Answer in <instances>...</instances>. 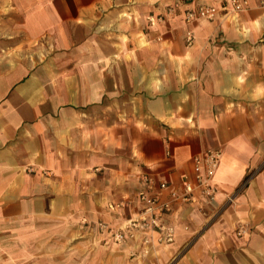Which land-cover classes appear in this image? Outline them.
Returning a JSON list of instances; mask_svg holds the SVG:
<instances>
[{
	"label": "crops",
	"instance_id": "crops-1",
	"mask_svg": "<svg viewBox=\"0 0 264 264\" xmlns=\"http://www.w3.org/2000/svg\"><path fill=\"white\" fill-rule=\"evenodd\" d=\"M227 1L0 0V264H264V8L184 22ZM210 150L215 199L173 204L171 243L103 242L141 175L170 199Z\"/></svg>",
	"mask_w": 264,
	"mask_h": 264
},
{
	"label": "built area",
	"instance_id": "built-area-1",
	"mask_svg": "<svg viewBox=\"0 0 264 264\" xmlns=\"http://www.w3.org/2000/svg\"><path fill=\"white\" fill-rule=\"evenodd\" d=\"M259 6L264 8V0L259 1ZM247 7V0H228L223 7L199 5L194 9L185 11L184 22L190 24L198 20H211L219 12L240 13ZM174 10L175 8L169 9L167 16L173 14ZM162 20V16L157 19L150 17L149 23L153 25ZM186 41L187 44L193 41L191 32H186ZM221 156V151L210 150L202 156L195 157L193 159V182H184L181 191L174 194L170 199L162 198V192L166 189L165 183L157 182L153 176L141 175L142 187L137 191L135 201L124 198L121 202L109 205V209L115 211L136 203L138 204V211L121 221L117 226L105 222L97 223L98 232L104 235L103 242L105 244H121L126 240L140 239L146 248L152 247L155 242L158 244L171 243L174 239V229L164 222V217L172 210L173 204L191 202L195 199V194L198 195L199 199L210 201L215 199L217 188L214 184V175ZM243 232L239 230L238 233L241 235Z\"/></svg>",
	"mask_w": 264,
	"mask_h": 264
},
{
	"label": "rangeland",
	"instance_id": "rangeland-1",
	"mask_svg": "<svg viewBox=\"0 0 264 264\" xmlns=\"http://www.w3.org/2000/svg\"><path fill=\"white\" fill-rule=\"evenodd\" d=\"M122 31H124V30H122ZM118 33H120L121 35H123V36H120V35H118V36H116V37H114V38H108V39H106L107 41H110L111 42V45L113 46V47H117L119 50H121V48L123 47V46H128V44H132L131 43V41L129 42V40H128V38L126 37V35H125V33L124 32H118ZM117 33V34H118ZM140 36H141V44H145L144 43V37L142 36V34H140ZM136 40H137V38H136ZM139 43V44H140ZM118 57H120V56H118ZM108 210L109 211H111L110 209H109V205H108ZM117 210V209H116Z\"/></svg>",
	"mask_w": 264,
	"mask_h": 264
},
{
	"label": "bare ground",
	"instance_id": "bare-ground-1",
	"mask_svg": "<svg viewBox=\"0 0 264 264\" xmlns=\"http://www.w3.org/2000/svg\"><path fill=\"white\" fill-rule=\"evenodd\" d=\"M165 118V117H164ZM167 121V120H166Z\"/></svg>",
	"mask_w": 264,
	"mask_h": 264
}]
</instances>
